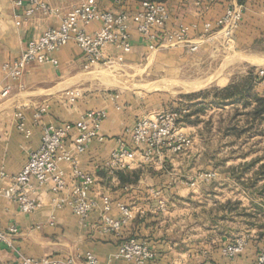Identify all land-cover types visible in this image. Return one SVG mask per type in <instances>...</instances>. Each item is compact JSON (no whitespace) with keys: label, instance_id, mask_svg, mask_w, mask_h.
<instances>
[{"label":"crops","instance_id":"crops-1","mask_svg":"<svg viewBox=\"0 0 264 264\" xmlns=\"http://www.w3.org/2000/svg\"><path fill=\"white\" fill-rule=\"evenodd\" d=\"M81 1L48 0L52 12L37 11L27 15L25 10L30 0H24L21 7L15 6L13 0H0V172L4 170L12 175L22 169L29 150L41 144L45 125L75 122L89 110L107 111L101 128L103 138L94 139L84 153L77 155L80 167L94 178L89 197L97 206L81 222L69 206L55 204L56 198L66 195L73 184L72 166L68 162L60 164L68 182L65 191L56 193L49 184L40 186L33 182L29 195L41 202L35 211L23 212L17 202L0 197V228L11 224L20 228L12 244L0 246V264H22L26 256L63 258L71 255L85 264L88 252L97 256L99 264H137L117 256L120 245L131 237L146 241L157 252L156 259L144 264H255L264 245V175H242L235 171L244 165L263 168L264 156L245 154L237 160L229 156L219 161L221 150L239 151L246 145L238 140L264 132L261 129L264 120L254 121L249 115L255 102L241 110L244 126L231 130L223 125L226 116L229 120L236 107H243L242 101L235 98L221 104L222 100L211 94L170 102L163 98L166 101L159 99L157 103L151 96L130 98L118 93L76 89L85 75L96 72L103 64L131 63L135 67L147 59L149 66H161L167 75L181 73L182 65L189 63L203 70L206 57L215 56L227 41L216 21L237 4L244 6V12L233 34V45L246 55L255 56L250 50L258 41H264V0H164L170 12L168 29L179 23L199 25V29L190 34V41L200 44L198 50L191 51L189 45L151 49L132 23L130 52L121 54L119 48L110 45L105 49L104 62L86 68L85 55L77 43L71 41L55 52L58 64L30 63L21 84H15L11 92L3 96L2 89L9 82L3 64L18 58L28 41L47 28L58 26L61 18ZM140 2L100 0L103 9L126 10L131 14ZM206 22L213 24L209 32L204 28ZM100 26L96 21L86 29L94 31ZM190 53H193L192 59ZM248 75L249 71H245V79ZM233 76L230 73L216 80H225L222 85L225 87L233 83ZM255 91L261 94V85H256ZM42 107L46 110L37 116ZM158 110L182 113L179 128L188 134L191 144L184 152L166 147L162 156L149 160L139 155L130 168L112 173L108 161L113 149L121 141L133 146L130 129L140 117ZM19 113L24 115L30 136L18 127ZM254 124L255 127L260 124V129L250 127ZM208 135L231 141L226 149L220 145L210 146ZM73 138L71 135L69 147ZM212 170L216 176L210 180L196 186L186 182L198 172ZM119 173L131 180L122 181ZM257 183L262 184L259 191H252ZM6 184L0 177V187ZM103 197L110 199L109 214L115 219L122 217V205L130 209L132 216L120 230L103 224ZM238 238L246 240L244 249L235 257L227 256L223 249Z\"/></svg>","mask_w":264,"mask_h":264},{"label":"built area","instance_id":"built-area-1","mask_svg":"<svg viewBox=\"0 0 264 264\" xmlns=\"http://www.w3.org/2000/svg\"><path fill=\"white\" fill-rule=\"evenodd\" d=\"M15 6L24 5V0H13ZM48 0H30L26 8L27 15H33L37 11L52 12ZM244 6L237 4L229 7L216 25L227 38L226 43L233 41V34L243 18ZM170 18L169 8L164 1L143 0L134 14L129 11L106 10L101 7L100 0H82L69 10L58 26L47 28L37 38L28 41L20 56L3 64V70L7 73L8 84L2 89V95H8L15 84H21V80L30 63L58 64L55 52L71 41H75L87 61L86 68L100 64L103 61L105 49L113 45L121 50V54L128 53L133 48L131 32L132 23L140 37L151 49L172 47L177 45H189L191 51L198 50L200 44L190 41V34L199 29L197 23H179L175 28L168 29ZM100 22L101 26L94 31H88L87 25ZM213 27L211 22H206L204 28L209 32ZM253 73L256 85H261V95L264 97V65L259 66ZM249 72V73H250ZM46 107H42L37 116L41 115ZM186 111V110H184ZM18 127L27 136L31 131L26 127L24 115L18 114ZM182 113L179 111H164L140 117L130 129L133 146L121 141L113 149L108 167L112 173L120 169L130 168L136 159L142 157L146 160L160 157L165 148H172L176 152H184L191 144V138L179 128ZM107 118L105 109L89 110L79 120L63 124H48L43 127L41 144L28 152L27 161L16 174L0 172L1 180L6 185L0 187V197L12 200L19 204L23 212H33L40 207L41 202L32 198L29 194L33 188V182L38 185H51L56 193H61L68 188L66 173L60 166L62 162H68L72 166L73 184L66 195L58 196L55 204L58 207L69 206L73 212L84 222L90 212L97 206L94 199L89 197L90 188L94 178L84 171L77 158L84 153L92 141L102 139L101 128ZM74 136L71 147L68 141ZM216 176L214 171H201L190 177L186 182L190 186H196L202 181H207ZM164 206V204H162ZM122 217L113 218L109 212L111 201L103 197L102 221L105 227L120 230L125 221L130 218V209L122 205ZM20 234L17 224H11L5 229L0 228V246L12 244ZM246 240L238 238L229 243L223 252L229 257L237 256L244 249ZM118 257L144 264L156 259L157 252L146 242L136 237L125 240L119 247ZM22 264H80L76 256L42 258L23 257ZM85 264H99L97 256L88 252L85 255ZM255 264H264V245L262 246Z\"/></svg>","mask_w":264,"mask_h":264},{"label":"rangeland","instance_id":"rangeland-1","mask_svg":"<svg viewBox=\"0 0 264 264\" xmlns=\"http://www.w3.org/2000/svg\"><path fill=\"white\" fill-rule=\"evenodd\" d=\"M223 46L224 48L217 52L212 58L206 57V64L203 70H199L197 64L189 63L187 65H182L183 67L181 69V73L172 72L171 75H167L163 69L160 68L161 66H149L147 59H144L140 65H136L135 67L130 65L131 63H122V65L103 64L97 67L95 75L93 74L94 72L85 75V79L79 83L76 90H100L102 92L128 95L130 98L151 96L155 97L157 103L159 102V99H162V102L166 101L163 98L170 102L173 100L175 101V99L178 100L179 98L190 99L195 98L194 96L204 97L207 95L216 94L223 88L222 85L225 82L223 79L220 81L216 80V78L219 76L223 77L232 73V75H234L233 82L242 83L245 80V71H255L257 67L264 65V41H258L250 50V52L253 53L252 55L255 56L246 55V52L242 51L238 47H235L232 41L230 43L224 42L222 44V47ZM190 56L193 57V53H190L189 57ZM190 59L192 58L190 57ZM177 68L179 69L180 65H177ZM100 73L105 74L104 78L99 76ZM104 79L109 81H105ZM116 81L120 83H116ZM164 83L171 85V88H162L156 86L160 84L163 85ZM243 108L244 107L241 108L238 106L235 109V111H238V114L236 115L234 123L235 127L238 129L244 126L241 123V119L244 114L243 111H241ZM164 111L167 110H158L155 113ZM227 119L228 116L225 118L226 121L223 122L224 126H226L228 123ZM256 125V127L255 124L251 125L250 127L253 129H260V126L262 125L261 129L264 131V124ZM253 132L254 131H252V133ZM207 141L210 146L220 145L226 149L231 139H225V137L218 138L215 135H208ZM237 142L242 143V145L245 144L246 146L243 149H239V151L235 152L221 150L219 161L227 160L229 156L233 157V160H237L241 155L245 154H253L258 157L261 155L264 156V132L261 134L258 133L256 136L246 135ZM220 169H222V167L218 170ZM235 173H243L247 175H264V166L263 168L259 167L258 169L257 166L256 168L246 165L242 167L239 166ZM240 185L243 186L242 184ZM261 185L262 184L258 183L256 186L253 185L252 191L258 192ZM208 186L210 185L207 184V187Z\"/></svg>","mask_w":264,"mask_h":264},{"label":"trees","instance_id":"trees-1","mask_svg":"<svg viewBox=\"0 0 264 264\" xmlns=\"http://www.w3.org/2000/svg\"><path fill=\"white\" fill-rule=\"evenodd\" d=\"M143 1V0H141ZM154 1V0H151ZM155 1H164V0H155ZM255 78L252 72L249 73L248 77L242 83L233 82L230 85L223 87L215 96L219 97L224 103L227 99L235 98L237 101H242L243 107L246 108L255 102V106L249 112V115L252 119L262 121L264 120V97L258 92L255 91ZM238 111L236 110L232 114V118L228 120L226 124V129L236 130L235 123L233 119L236 118ZM122 181L131 180L127 175L119 173Z\"/></svg>","mask_w":264,"mask_h":264},{"label":"bare ground","instance_id":"bare-ground-1","mask_svg":"<svg viewBox=\"0 0 264 264\" xmlns=\"http://www.w3.org/2000/svg\"><path fill=\"white\" fill-rule=\"evenodd\" d=\"M106 71H107V70H106ZM107 73H108V72H107ZM93 74L95 75V72H94ZM94 75H93V76H94ZM108 75H109V74H108ZM99 76L102 77V78H104L105 74L100 73ZM107 77H108V76H107ZM104 80H105V81H109V80H107V79H104ZM117 82H118V81H116V83H117ZM106 83H107V82H106ZM118 83H120V82H118ZM114 84H115V83H114ZM156 86H158V87H162V88H171V85H168V84H165V83H164L163 85L160 84V85H156Z\"/></svg>","mask_w":264,"mask_h":264}]
</instances>
